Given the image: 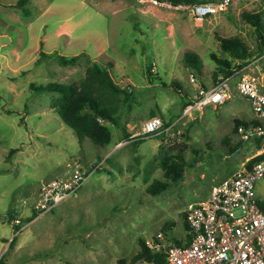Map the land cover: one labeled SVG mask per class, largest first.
<instances>
[{"label":"rangeland","instance_id":"rangeland-1","mask_svg":"<svg viewBox=\"0 0 264 264\" xmlns=\"http://www.w3.org/2000/svg\"><path fill=\"white\" fill-rule=\"evenodd\" d=\"M221 38H238L250 54L264 49V0H232L202 22L169 1L0 0V264H134L145 254L141 240L167 224L182 242L187 206L262 145L241 136L258 122L243 97L180 118L199 86L221 74L214 78L212 53L238 62ZM41 51L51 56L39 59ZM57 55L77 59L65 65ZM94 61L134 90L117 115L121 127L102 120L112 141L99 150L60 120L57 92L32 87L80 80ZM153 115L176 127L174 138L156 134L115 147ZM101 159L76 195L34 212L42 180L75 160ZM172 166L179 177L167 172ZM255 190L264 207V178Z\"/></svg>","mask_w":264,"mask_h":264},{"label":"built area","instance_id":"built-area-1","mask_svg":"<svg viewBox=\"0 0 264 264\" xmlns=\"http://www.w3.org/2000/svg\"><path fill=\"white\" fill-rule=\"evenodd\" d=\"M231 2L182 4L202 22L207 16L226 9ZM238 96L247 100L258 119V123L249 130L244 129L241 136L252 140L262 138V145L237 170L212 186L205 199L187 206L183 211L186 231L181 243L173 241L164 230L144 239L150 250L165 251L162 264H264V208L260 206L255 190V182L264 178V51L249 57L230 76L220 74L213 85H200L194 98L184 105L180 118H195L196 112L205 106L222 105ZM99 120L102 122L103 119ZM173 127V124L166 125L161 116L154 115L143 120L139 130L119 140L115 147L156 134H163L166 142L175 137ZM257 155L262 158L248 167L247 162ZM102 163L101 159L86 166L75 160L64 174L42 180L34 212L37 215L51 212L59 203L76 195L88 176L100 169ZM15 225H19V219H15ZM134 264L161 263L143 257Z\"/></svg>","mask_w":264,"mask_h":264},{"label":"trees","instance_id":"trees-1","mask_svg":"<svg viewBox=\"0 0 264 264\" xmlns=\"http://www.w3.org/2000/svg\"><path fill=\"white\" fill-rule=\"evenodd\" d=\"M27 1L28 0H19V4L23 6ZM157 1H169L173 5L202 2L201 0ZM253 19L254 24H258V18L255 17ZM262 37L263 35L261 34L260 38ZM221 47L223 51H230V53L234 55V58L238 59V62H235L232 58H228L226 56L221 58L212 53L211 55L213 58H215V61L218 65L217 71L214 73V78H216L219 73H221V75L223 76H230L234 72V70L242 67V65L245 64V60L248 57L258 55L259 53L264 51V49H262L255 54H250L247 52L244 43L241 42L238 38L234 40L221 38ZM48 56H51L50 53L41 51L39 59H45ZM57 57L59 58L60 62L65 65L74 63L77 59L76 55L70 57L66 55H57ZM191 62L195 69H199L200 65L197 61H194V59H192ZM32 87L33 89L41 92L45 90L57 92V103H59V109L57 110V112L60 120L73 129L79 141L88 139L93 142V144L95 145V149L97 150L108 147L107 145H110L112 141L111 131L107 126L102 124L99 118L111 121L114 125L121 127L117 115L121 114L123 108L134 97L133 89L129 91L121 85L117 84L111 77L107 68L97 63L96 61H94L92 65L89 66L85 77L80 80L71 79L68 82L50 80L46 83L41 84L32 83ZM257 123L258 122H256V124ZM165 124L167 125L170 123L165 122ZM255 140L257 146H260V144H262V138L258 137L255 138L254 141ZM260 158H262V155H257L251 158L247 162V166L249 167L254 161L259 160ZM171 169L173 173L174 171H176V173L173 174L175 178L180 176V170H178L176 166H172L170 169H167V172L170 173ZM165 187L166 182H163L157 189L162 190ZM28 219L30 218L28 217ZM15 227L17 228L18 225H15ZM163 230H170V224L165 225ZM175 242L181 243L177 239L175 240ZM141 246V248L145 251V254L143 256L144 258L159 262L161 264L165 261L164 250H150L145 245L144 239L141 240Z\"/></svg>","mask_w":264,"mask_h":264},{"label":"crops","instance_id":"crops-1","mask_svg":"<svg viewBox=\"0 0 264 264\" xmlns=\"http://www.w3.org/2000/svg\"><path fill=\"white\" fill-rule=\"evenodd\" d=\"M173 129H174V127H173ZM130 134H133V133L130 132ZM61 169H63V168H61ZM58 175H59V174H58ZM56 176H57V175H56ZM97 178H99V177H97ZM97 192H98V191H97ZM97 192H96V193H97ZM77 193H78V192H77ZM263 208H264V207H263ZM4 238H5V237H4ZM5 240H6V239H5ZM1 243H3V242H1Z\"/></svg>","mask_w":264,"mask_h":264}]
</instances>
